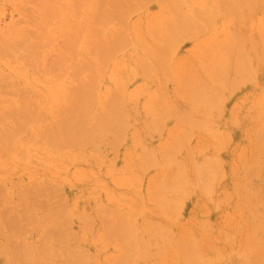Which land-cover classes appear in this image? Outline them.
Listing matches in <instances>:
<instances>
[{
  "label": "rangeland",
  "instance_id": "1",
  "mask_svg": "<svg viewBox=\"0 0 264 264\" xmlns=\"http://www.w3.org/2000/svg\"><path fill=\"white\" fill-rule=\"evenodd\" d=\"M92 1L94 4H90L89 6L90 17H88V19H83V16L81 17V15H79V20L78 18L73 20L72 17L69 20L72 26L74 25V28L78 24H82V26L86 27L88 23H90V32L92 36L94 35L89 45L92 56H87L88 54L85 50L88 46L79 44L77 48L75 45L72 50L77 52L75 53V58L73 56L72 58L69 56L66 58H71V60L67 62H73L72 65L76 70L73 71V68H70L68 71L65 70V77L63 78L64 80L62 79V84H53L51 79H47L50 74L37 73L32 66V61L29 60V56L24 53V48H19L16 52L8 53V56H0V113L2 111L6 112V110L8 111L9 109L12 111V109L21 105L19 103H23L26 100L27 102H31L27 104L25 101L27 108H31L29 109L32 113L30 117L34 120L31 121L32 123L30 122V124L27 123L28 126L20 130V132L22 130L25 132H21V134L17 132V134H19L12 144L6 141L7 144L1 139L2 134L13 130V128L16 129L18 126L16 120L21 123L24 119H16L14 123L12 118L10 119V117H8V119L5 117L10 112L7 114L5 113V116L4 112L1 113L6 121L3 120L0 124V142H3V144L0 143V149L3 145V149L0 150V196L2 197H0V264H22V262L25 263L27 261L30 263V258H32L33 264H70L71 261V264H118L120 253L124 252L125 257L127 256L126 258L129 260L132 259L133 264H195L194 260L198 263L199 260L200 262L202 260L199 264H253L250 258L253 253L252 247L260 240L262 235V224L264 222V179L263 175H261L258 170L261 166H264V39H262V33H264V4H240V6L236 4L239 6V8L236 9V12L238 11L236 13L234 11L236 5L232 6V4H226V6H228L227 9L225 4H222V8H218L220 5L218 2L221 0H167V3H163L162 0H148V4H145V0H123L124 3L121 0H103V2L101 0ZM98 1H100V5L101 2L104 5H101L102 8L99 6ZM116 1H118V3ZM139 1L143 5L139 3ZM108 2H110V4ZM128 2H130L132 6ZM226 2H231V0H226ZM117 4L121 9L115 7ZM145 5H147V8H145ZM171 7H173L172 9H175L178 14H175V11L171 12ZM233 7L235 8L233 9ZM111 8L114 10H111ZM102 9L104 10L102 11ZM122 9L128 12L124 14ZM220 9L228 10H226L227 17L224 13L226 11ZM230 9H232L233 12H230ZM34 11H36V8L31 2H27L26 4L22 3L20 0H0V32L10 34L15 33L14 31H20L21 29L30 30L28 32L31 37L32 30L34 29L32 26L35 25L34 22H36L35 19L37 18ZM100 12L101 15L102 12H106L107 16H105L104 13L103 16H105L107 21L103 19L104 17L100 15ZM2 13L3 15H1ZM79 13L86 14V8L83 7L81 11L79 10ZM96 13L98 16L100 15V17H102V21L100 20L102 24L99 22L100 26L99 24H93L91 27V23L95 21L93 18ZM109 13L110 17L113 15L114 18L117 17V14L120 16L123 15L124 23L121 22V24L117 22L121 19H118L119 17H117L118 20L115 18L116 20L112 22L108 19ZM238 13L240 16H237L239 15ZM235 14L236 16H234ZM175 15H180L179 17L182 18V24L179 23L180 21L176 22V20L180 18H175ZM26 18L27 20L29 18L28 21L26 20L27 22H25ZM97 19H99V17ZM19 20H21L20 22L22 24ZM28 22L33 25L30 26ZM75 22L78 24L76 25ZM186 25L188 27L191 26L187 31L184 29L188 28ZM181 26H184V28L182 29ZM94 30L96 34H94ZM173 30L176 31L174 32ZM230 31L234 36H231L232 33ZM230 37L233 39H230ZM234 37H239L236 39L237 43ZM166 38H169V40L166 41ZM99 40L103 43H100ZM231 41H233L232 45ZM66 42V36L59 37L56 41V48L52 47L47 50L43 58V63L45 65L47 63V67H57L56 62L59 60L58 58L60 56L58 57V53L55 51L59 46L62 48V44L65 46L64 44ZM235 45H238V50L235 49ZM97 46L98 48L102 46L104 48V50L101 49L102 51L99 50L102 56L100 58L97 52ZM222 46L223 50L220 49ZM231 47H233L235 51H231L233 50ZM105 50H107V52H105ZM103 51L105 52L103 53L104 56L102 54ZM228 51L231 53L229 55L232 56L233 54L232 57H234L235 54L240 56L241 61L240 58L228 60ZM161 53L165 54H162L164 56L163 58ZM245 53L246 55H244ZM259 54L263 56L259 57ZM53 55H57L56 59ZM103 57H105L106 60L105 58L101 60ZM186 57L191 60L189 61ZM66 58H63L64 61H66ZM73 58H77V60H73ZM48 59H51L50 62ZM98 59H100L99 62ZM245 59L247 61L249 60L250 66H248ZM231 60L234 62V65L231 64L233 68L234 66L236 67L235 62H237V60L240 62H237V68L233 69L231 66L226 67L228 61L232 63L230 62ZM100 61L101 64L104 63L102 66L99 64ZM162 61H164V63L166 62L165 64L167 65H164V63L161 64ZM60 62L61 59L59 60V66L61 64ZM87 62H91L94 66H92L93 69L95 68L94 72L88 71V80L91 83L88 89L90 90L94 87L95 92L97 86H99L95 93L90 91L93 100V104H91L93 108L90 107L92 109L90 124L97 132L100 131L101 134L99 133V137L94 139L91 138L89 140L90 142H85L83 138H80L78 140L76 139L74 144L69 145L68 142L64 143L65 141L63 142L61 137L57 135V133L60 132V128L57 129L60 123L57 122H59V118L61 117L59 113L60 107L62 110H67L66 108H70L71 106V101L61 102L58 107H54L53 101L46 100L45 97H47V92L54 88L56 91H63L64 89L73 90L72 88L77 89L79 85H77L78 83L74 80L75 77L70 78V74L77 72L76 66L81 67L82 63L86 64ZM146 63L149 67H146ZM157 63H159L162 68H160V66L157 68L154 65ZM31 66L32 68H29ZM92 67L91 70H93ZM227 68H231V70ZM237 69L239 75L235 73ZM147 70L151 72V75H147ZM233 70L234 73L231 72ZM230 72L232 73L231 75L237 74V77H235V75L232 77ZM44 77H46V79H44ZM217 77L219 83H216ZM226 77L227 79L229 78V81H232V87H236L238 91H236V89L234 91V88L232 89L229 86L231 83L225 81ZM198 86L199 88L201 86L204 87V90L201 89V91H199L202 92L201 94L203 95L197 91L196 87L198 88ZM76 89H74V91H76ZM205 89H208V93L205 92ZM20 90L22 92H19ZM77 90L79 91L80 87ZM194 90H196L197 93H195ZM26 91L32 92V94L27 92L29 96H27V99L25 96L24 99L23 93ZM188 91H190L192 96L193 93H195V97L197 95L198 98L194 97V100L191 95L193 99L190 98V96L186 97L188 94L186 96L185 94L189 93ZM111 92H113L112 94H115V96L118 94V97H121L118 98L116 96L115 98V96L111 95ZM231 92L232 94H229ZM20 95L23 96V98L21 96V100L19 99ZM110 95L113 97L110 98ZM124 96L125 98H123ZM184 96L186 99L188 98L189 102L190 99H192L193 102L197 100L196 102L198 103H195L197 107H195L193 103L191 104L192 100L190 103L188 100L186 101ZM202 96L204 97L201 98ZM118 99L120 100L118 101ZM109 101L110 103L113 102L114 106L116 105L115 110L112 104L113 107L109 105ZM202 102L203 104H201ZM106 104L111 107V110L106 109H110ZM161 105L164 114L159 112V110H161ZM35 106L37 109H35V111L37 112H34ZM117 106H119L118 109L120 110L117 109ZM155 106L157 107L155 108ZM173 106H179V108H172ZM221 106L223 111H221ZM156 109L158 112H156ZM177 109L179 112L182 110L181 112L185 115L180 113L182 116H179ZM185 109L188 111H185ZM39 110H45L44 117L40 119L37 118ZM112 110L116 112L120 111L118 114L115 112L118 120L121 117L120 121L117 120L118 127L116 125L117 122L114 123L113 121L112 124L105 120L107 115L111 114L110 111ZM216 110H218V112H216ZM172 112H175V117L171 115L173 114ZM160 115H163V117ZM8 116H10V114ZM103 116L106 117L104 118ZM176 117H179L181 120L179 118H177L179 120H175ZM187 117L190 121L186 120ZM163 118L164 120H162ZM43 119L46 121L43 122ZM99 122H106L108 126L102 123L101 125L105 126L103 127ZM98 124L100 127H97ZM121 126L122 130L119 129ZM52 127L55 129L52 130ZM109 129L112 130L110 131ZM101 130H103V132ZM33 132L34 134H32ZM221 132L227 139L217 138ZM43 133L46 134L44 135ZM112 133L113 135L116 134V137L118 136L119 138L117 137V139H115L116 137L111 135ZM124 133L126 134L124 135ZM177 133L179 134L178 136ZM102 135L103 139L101 138ZM179 136L181 137L180 140L184 137L185 144L183 140L179 142ZM51 137H54V141L56 139L55 137H57L56 142L58 146ZM225 140H227V143ZM37 141H41V143L39 142V144ZM178 142L180 146L175 145L178 144ZM48 144L50 146H48ZM81 144L83 145L82 147ZM173 145L175 148H173ZM7 146H9L8 148L10 149L6 150L5 148ZM62 146H64L65 149ZM251 146H253V148L255 147V149H252ZM90 147H92V149H90ZM259 147L261 148L260 151ZM75 148H78L76 149L77 152ZM179 148L181 149L179 150ZM218 148L220 150H218ZM144 150L146 157L155 158V160H151V162L154 161L152 169H150L151 167L148 168L147 164L145 165L143 162V160L147 159L142 157ZM172 150L177 151H173V154ZM8 151L9 154L7 153ZM258 151L262 153H259V155ZM81 152H83L84 155L81 154ZM248 152H250V154ZM152 153L154 154L152 155ZM165 153L169 154L171 157L175 155L176 157L173 156L174 158L172 157L170 161L176 160L180 165L177 162L179 166L173 162L170 164V156L168 157L167 154L166 156ZM248 155H250L251 158H249L250 156ZM93 158H95V160H93ZM148 160L150 161V158ZM146 161L147 160H145V162ZM166 161L171 166L168 167ZM163 162H165L167 166L163 165L165 164ZM129 163H132L134 168L132 164ZM155 163H158L157 166H155ZM195 163L197 165H195ZM246 163H248V167ZM186 164H188V167ZM205 167L211 168L209 169V174H207L208 168L206 169ZM141 169H144L143 173ZM195 169H200L201 171L199 172V170L197 171ZM161 171L163 172L161 173ZM194 171L196 172V177H194ZM217 171L223 173L217 176ZM170 173H176V178L182 176L185 177V180L188 179L186 180L187 184L181 188L182 192L180 189L182 186H177L174 182L172 183L173 185L171 184V181L175 178H173V174ZM199 173L201 175L202 173L206 174L203 175L204 178L206 177L205 179L203 178V181L200 180L199 176L201 175ZM158 174H160V176L156 178ZM167 174L171 175L173 180L168 178ZM88 175L92 179L89 178ZM162 175H165L164 177L166 180H164L165 182L167 181V185L164 182L165 185L161 183L163 180L160 179ZM152 176L155 179H152ZM211 176L216 179L212 180ZM192 178H196L194 181L197 183L194 182ZM156 179H160L158 180L159 183L156 182ZM208 179L209 181H206ZM217 179L221 181L218 183V181H216ZM153 180H155L157 184L161 183V186H164L161 187L159 185L160 189L162 188L164 190L167 186L166 188H170L172 193H167L170 189L167 190L165 194L161 193L160 191L162 189L160 190L158 188V190L156 188L158 186ZM211 180L213 182H211ZM199 181H202V184H200ZM149 182H151V184L153 183L152 185L154 186L152 187L154 189L148 184ZM204 182L206 185L208 184L207 182H211V185L208 184V186L204 184V188L206 186L205 189L207 192L206 198L205 195H203L205 194V192H203L205 189H202L203 191L201 190L202 193L200 191L203 187L200 185H203ZM216 182L217 184H215ZM78 184H81V186ZM212 184L214 186H212ZM170 185L172 187H170ZM210 187L215 188L211 189V191ZM51 188L53 191H50ZM172 188H175L177 192ZM46 190L47 192H45ZM155 190H158L160 192L159 194H163L164 196H162L164 198L166 197L164 201L161 195H157L161 196L160 198L154 196L158 194L157 191V193H155ZM173 191L178 194L176 195ZM38 192L41 193L39 194ZM55 192L56 195L54 194ZM153 193L155 194L153 195ZM168 194L169 196H167ZM37 195L39 196L37 197ZM152 195L153 199L150 198ZM116 197H118V199ZM250 199L252 201L255 199V203L256 199L258 201L254 204V201L251 202ZM242 200L244 201L241 202V204L240 201ZM249 200L250 203H247ZM170 201L172 202V206ZM34 202H36V204ZM252 203L256 206L254 207ZM138 204L141 205L139 208ZM237 204L241 207L239 205L237 206ZM34 205H38V208ZM24 207L29 208L27 210L26 208L24 209ZM248 207L251 208L247 210ZM239 208L241 209L240 211ZM24 210H26V213ZM112 210H116L120 215L117 213L119 215H117V217L116 213L114 215V211ZM111 211L112 213H110ZM240 212L242 216L239 215ZM24 214L25 217L22 216ZM121 215L127 216L124 218V216L121 217ZM9 216H12V218L10 217L11 221H9ZM89 216L92 217L88 218ZM81 217L86 218V220L83 222ZM116 217H121L122 220L124 219V223L121 224H125L124 226H126V229L128 227L129 231L125 233V235L128 234V238H125L122 232H120L121 234L117 233L119 232L118 230L123 231V229L119 228L121 219H117ZM101 218L105 219L104 222L107 221L108 218L111 220L113 219V222L109 219L108 221L111 222L107 223V221L106 224L103 223V219L101 220ZM237 218H240V220ZM3 219L10 224H6ZM237 220H239V222L241 221V223ZM90 221H92V224H90L91 226L88 224ZM116 222L119 224L118 227ZM248 222L251 224L250 229L248 227L250 224H247ZM135 223L137 224L136 226ZM5 224L11 227L9 226V229H7L8 227H5ZM239 224H241V226ZM49 225L51 226L49 227ZM57 225L59 227H56ZM123 225L120 226L122 227ZM132 226L135 232L132 231L131 233V230H133ZM13 227L15 228L13 229ZM184 227L186 228L184 229ZM244 227L246 229H244ZM116 228L119 229H117L116 233L118 235L115 237V235L111 234L115 233ZM126 229H124L123 232H126ZM150 229H152V231ZM190 229H192L193 232L195 231V235H193V233L189 235V232H192ZM12 230H14L15 233L18 232L17 234L21 232V235L13 234L14 231ZM55 230H58L59 234L65 233L66 237L53 234L57 233ZM62 230H67L68 232ZM61 231L63 233H61ZM241 231H244L246 234L250 231V233L246 235L243 232L242 234ZM50 232H52L53 235ZM133 232L136 234H133ZM152 232L157 234H153ZM196 232L201 236L197 235ZM9 234L14 238H10L13 242H9L10 239L6 237H9ZM47 234H50L49 236L55 235L56 238L50 237L51 240L49 241V239H46L48 237ZM3 236H5V238H3ZM130 236L134 238L131 239ZM243 236L246 237L244 239L247 240V242H244V239L243 241L240 239ZM247 236L250 237L248 238ZM191 237L198 238V242ZM179 238H181V241L178 242ZM54 239L57 241L55 242ZM169 239L172 241H169ZM7 240L8 242H6ZM45 240H48L49 243L48 241L45 242ZM58 240L60 242H58ZM142 240L143 242H140ZM167 240L168 244L166 242ZM123 241H126V245ZM186 241H194L198 245L195 251L196 254H193L194 256L197 255V257L195 256L196 259H194V257L193 259L189 257L190 262L187 261L188 257L180 255L182 250H179L181 247L178 248V246L185 245ZM249 241L250 243L252 241V243L250 244ZM134 242L137 244L136 246L133 245ZM153 242H156V244L154 243L156 246H154ZM209 242H212V245L208 250L209 245L206 249L207 253H204V248L210 244ZM240 242H243L244 246L242 244L240 245ZM21 244L24 245H22V247L19 246L21 248L18 250L17 245ZM120 244H124L123 246L125 247L131 245V247L128 249L126 248V251L122 246V249H120ZM147 245H150L149 247L151 248H145V254L143 247H147ZM169 245H171V248ZM73 246H75L74 249ZM11 247L17 248V251H19L17 252L18 256L14 253V251L16 252V248L14 249ZM25 247H29L27 249H31V252H29L30 250L28 252L26 250L24 254L23 250ZM76 247L79 250H77ZM46 250H48V252ZM49 250L51 251L50 254H48ZM56 250H58V254ZM207 250L213 253L212 257L211 253H208ZM20 251H22L24 256H30L29 258L23 256L27 261H25L26 259L22 261V258H19L18 261V257L22 255ZM45 251L46 255H50L49 258L51 261L49 262L47 260L49 259L47 258L48 255L44 257L45 254L43 253ZM86 251L88 255L86 257H92L91 260L89 258L87 261L85 257ZM133 251L137 258L132 256ZM162 251L164 252L162 253ZM54 252L57 255H55ZM75 252L76 255L79 253V256L76 257L80 261L82 260L81 262L78 261L77 263L75 258H73ZM182 253L184 254V252ZM218 254L221 258L217 257L219 256ZM58 256H60V258L63 256L64 258L62 257V259L64 261L67 259L68 263L67 261L64 262ZM66 256L68 258H66ZM128 256L133 258H129ZM208 256L211 257V259H208ZM125 259L124 261L126 262ZM69 260L71 261L69 262ZM84 260H86V263L83 262ZM129 260H127L128 263L126 262V264L130 263ZM121 261L122 259H120V262ZM124 261H122L123 264L125 263Z\"/></svg>",
  "mask_w": 264,
  "mask_h": 264
},
{
  "label": "bare ground",
  "instance_id": "2",
  "mask_svg": "<svg viewBox=\"0 0 264 264\" xmlns=\"http://www.w3.org/2000/svg\"><path fill=\"white\" fill-rule=\"evenodd\" d=\"M22 3H26L27 4V2H31V4H33L34 6H35V8H36V11H34V13L36 14V16H37V18L35 19V21L36 22H34L35 23V25H33V24H30V22H28L29 24H30V26H32V27H34V29L32 30V35H31V37H30V34H29V32L28 31H30V30H20V31H14L15 33H10V34H4V33H2V32H0V56L1 57H4V56H6L8 53H11V52H16L17 50H19V48H24V53L25 54H27L28 56H29V60L30 61H32V66H33V68H34V70H36V72L37 73H39V74H41V73H47V74H50V75H48V77H47V79H51L52 80V83L54 84L55 83V85H57V84H62V79L65 77V72L66 71H68V70H70V68H73V71L74 70H76V69H74L75 67H73V65H72V63H69V62H67V61H70L71 60V58H72V56L75 58V53H77V52H74V51H72L73 50V47L76 45H79V44H81V45H85V46H88V48L85 50L86 51V53L88 54L87 56L88 57H90V56H92V54L90 53V48H89V45H90V41H91V39H92V37L94 36H92V34H91V28H90V23H88V25L86 26V27H84V26H82V24L81 25H79L77 22H75L76 23V27L74 28V25L72 26V24L69 22V20L71 19V17L73 18V20H76L77 18H78V20H79V15H81V17L83 18V19H88V17H90V9H89V6H90V4H94L93 3V1L92 0H20ZM102 2H103V0H101ZM114 1V0H113ZM121 1H123V0H121ZM141 1V0H140ZM139 1V3H141ZM146 2H145V4L147 3V1L148 0H145ZM150 1H152V0H150ZM154 1V0H153ZM176 1V0H175ZM178 1V0H177ZM209 1V0H208ZM99 2V6H104L103 4H102V2H101V5H100V1H98ZM117 3H118V1H116ZM120 2V1H119ZM144 2V1H143ZM162 2L164 3V2H166L167 3V0L165 1H163L162 0ZM109 4H110V2H108ZM121 3V2H120ZM123 3H124V1H123ZM128 3H130V2H128ZM149 3V2H148ZM147 3V4H148ZM151 3V2H150ZM177 3V2H176ZM220 5L218 6V8L219 7H221V5L222 4H225V6H226V4H232V6L233 5H236V4H238L239 6H240V4H264V0H231V2H226V0H221V1H219L218 2ZM96 4V3H95ZM98 4V3H97ZM142 4V3H141ZM180 4V3H179ZM210 4V3H209ZM127 5V4H126ZM130 5H131V3H130ZM140 5V4H139ZM143 5V4H142ZM238 5H236V8L235 7H233V9H234V11L236 12V9L237 8H239V6ZM102 6H101V8H102ZM132 6V5H131ZM146 7L145 8H147V5H145ZM231 6V5H230ZM83 7H85L86 8V14H80L79 13V10L81 11V9H83ZM98 7V6H97ZM115 7H117V9L119 8V9H121L119 6H118V4L117 5H115ZM115 7H113V8H115ZM127 7V6H126ZM22 8V7H21ZM173 7H171V9H172ZM222 8V7H221ZM223 8H224V5H223ZM226 8L228 9V6H226ZM20 9V8H19ZM170 9V10H171ZM227 9H220V10H227ZM98 10V9H97ZM104 9H102V11H103ZM111 10H114V9H112L111 8ZM123 11L122 12H124V14L125 13H127L128 11H126V10H124V9H122ZM169 10V11H170ZM99 11H100V9H99ZM174 12L175 11V9H172L171 10V12ZM228 11V10H227ZM227 11L226 12H224L225 13V15L227 14ZM232 11V9H230V12ZM207 12H208V10H207ZM233 12V11H232ZM238 12V11H237ZM236 12V13H237ZM242 12V11H241ZM23 13V12H22ZM103 13L104 12H102V15H101V12H100V15L101 16H103ZM118 13H120V12H118ZM105 14V16H107L106 15V12L104 13ZM117 14V13H116ZM123 14V13H122ZM175 14H178V13H176V11H175ZM239 14V13H238ZM1 15H3V13L1 14ZM93 15H95V14H93ZM100 15L98 16L97 15V13H96V15L94 16V18L93 19H95V21H94V23H91V27H92V25L93 24H99V26H100V20L102 21V17H100ZM173 15H174V13H173ZM23 16V15H22ZM97 16V17H96ZM105 16H103L104 18V20H106V18H105ZM109 17H108V19H110L112 22H113V20H116L117 19V17H119L118 19H120L119 21H117V22H119V23H124V18H123V15H118L117 14V17H115L114 18V16L112 15L111 17H110V13H109V15H108ZM176 16V15H175ZM180 16V15H179ZM179 16H176L175 18H180ZM234 16H236V14L234 15ZM237 16H240V14L239 15H237ZM31 17V16H30ZM99 17V19H97ZM113 17V18H112ZM128 17V16H127ZM226 17H227V15H226ZM32 18V17H31ZM112 18V19H111ZM175 18H174V20H175ZM33 19V18H32ZM117 19V20H118ZM123 19V20H122ZM181 19L182 18H180V19H177L176 20V22H179V23H181L182 24V22H181ZM27 20V18L25 19V22H27L28 20H29V18H28V20ZM98 20V21H97ZM122 20V21H121ZM21 20H19V22H20ZM107 21V20H106ZM19 22H18V24H19ZM31 22H33V21H31ZM96 22V23H95ZM98 22V23H97ZM100 22V23H99ZM126 22V21H125ZM21 23V22H20ZM121 23V24H122ZM166 23H168V22H166ZM22 24V23H21ZM28 24V25H29ZM102 24V23H101ZM181 24H179V25H181ZM236 24V23H235ZM26 25V24H25ZM179 25H177V26H179ZM175 26V25H174ZM174 26H172V27H174ZM233 26H234V24H233ZM236 26H237V24H236ZM103 27H104V25H103ZM182 27V26H181ZM186 27H188L187 25H186ZM189 27H191V26H189ZM184 28V26L182 27V29L184 28V29H186V31L188 30V29H190V28ZM13 28V27H12ZM11 28V29H12ZM27 28V27H26ZM97 28V27H96ZM10 29V30H11ZM13 29H15V28H13ZM94 29V28H93ZM104 29H105V27H104ZM179 29H181V28H179ZM100 30V29H99ZM27 31V32H26ZM174 32L176 31V30H173ZM183 31H185V30H183ZM237 31H239V30H237ZM94 34H96V31L94 30ZM104 32V31H103ZM231 32V31H230ZM8 33V32H7ZM98 33H99V31H98ZM232 33V32H231ZM233 35V33L231 34V36ZM63 36H66V39H67V42L64 44L65 46H63V44H62V48L59 46V48H57V50L55 51V52H57L58 53V59L60 60L61 59V64H60V66H59V60H57V62H56V66L57 67H52V68H49V66L47 67L46 65H47V63H46V65L43 63V58H44V56H45V54H46V52H47V50L48 49H51L52 47H54V48H56V41L59 39V37H63ZM101 36V35H100ZM100 36H98V37H100ZM234 36V35H233ZM146 37V36H145ZM143 38H144V35H143ZM235 38V42L237 43V41H236V39L237 38H239V37H234ZM99 39V38H98ZM145 39V38H144ZM146 39H147V37H146ZM167 39V38H166ZM230 39H233V38H231L230 37ZM262 39H264V33H262ZM101 40V39H100ZM99 40V42L101 43L102 41H100ZM169 40V38L166 40V41H168ZM185 40V39H184ZM223 40H225V39H223ZM230 41V40H229ZM254 41V40H253ZM64 42V41H63ZM98 42V43H99ZM221 42V41H220ZM228 42V41H227ZM103 43V42H102ZM181 43V42H180ZM241 43H242V41H241ZM59 44V43H58ZM233 44V41H231V45ZM92 45V44H91ZM180 45V44H179ZM104 46H105V43H104ZM236 46V45H235ZM238 46V45H237ZM237 46L235 47V49H237ZM178 47V46H177ZM177 47H176V49H177ZM225 47V46H224ZM258 47V46H257ZM77 48H78V46H77ZM223 48V46L220 48L221 50H223L222 49ZM228 48V47H227ZM232 49H233V47H231ZM254 48V47H253ZM96 49V48H95ZM104 50V48H103V46L102 47H99L98 48V46H97V52H98V55H100V53H99V50ZM225 49H226V47H225ZM229 49V48H228ZM227 49V50H228ZM264 49V48H263ZM101 50V51H102ZM220 50V51H221ZM238 50V49H237ZM236 50V51H237ZM84 51V52H85ZM231 51H235L234 49L233 50H231ZM52 52V51H51ZM73 52H74V54H73ZM105 52H107V50H105ZM104 51L102 52V54L103 53H105ZM219 52V51H218ZM163 53H161V56H162V58L164 57L163 55H165V54H163ZM229 54H231L229 51H228V57H227V59L229 60V59H237V58H240V56H237L236 54H235V56H236V58H235V56L234 57H232L233 56V54H232V56L231 55H229ZM9 55V54H8ZM7 55V56H8ZM244 55H246V53L244 54ZM54 57H55V59H56V56L57 55H53ZM53 56H51V57H53ZM71 57L70 59L69 58H66V57ZM103 56H104V54H103ZM229 56H230V58H229ZM259 57H262L263 55L262 54H259L258 55ZM100 57H102L101 55L99 56V58ZM232 57V58H231ZM50 58V57H49ZM63 58H66V61H64V59ZM73 58V60H77V58L76 59H74ZM104 58L105 57H103L101 60H104ZM161 58V59H162ZM186 58H188V57H186ZM185 58V59H186ZM245 58H247V57H245ZM248 58H249V56H248ZM189 59V58H188ZM50 60L51 59H48V61L50 62ZM99 60L100 59H98V62H99ZM105 60H106V58H105ZM151 60V59H150ZM191 59H189V61H190ZM242 60H243V58H242ZM246 60V59H245ZM240 61H241V58H240ZM247 61V60H246ZM249 61V60H248ZM247 61V63H248V66H250L249 65V62ZM77 62V61H76ZM103 62V61H102ZM105 62V61H104ZM141 62H143V61H141ZM158 62H159V60H158ZM181 62H183V61H181ZM230 62H232V60L230 61ZM237 62L238 63H240L238 60H237ZM237 62H235V64H236V67L234 66V68H233V66L232 65H234L233 63L234 62H232V63H229V61H228V65H227V63H226V67H232L233 69H235V68H237L238 66H237ZM90 63V64H89ZM87 62L86 64H83L82 63V65H81V67H77L76 66V68H77V72H75L74 74H70L71 75V77L70 78H73V77H75L74 78V80L78 83L77 85H79V87H80V90L78 91L77 89L79 88H72L73 90H63V91H60V90H54V89H52V90H50V91H48L47 92V97H45L46 98V100L48 99L49 101H53V105H54V107H58V105H60V103L61 102H64V101H66V102H68V100L69 101H71V106H70V108H66L67 110H62V108L60 107V115H61V117L59 118V122H57V123H60L59 124V127H57V129L58 128H60V132L59 133H57V135H59L60 137H61V139L63 140V142L64 143H67L68 142V144L70 145V144H74V141L77 139H80V138H83L84 139V141L85 142H87V141H89L91 138L92 139H94V138H96V137H99L100 136V131L99 132H97L92 126H91V124H90V116H91V112H92V109L91 108H93V107H91V104H93V100H92V95H91V92L90 91H93V93H95L96 91H97V89H98V87L99 86H97V89H96V91L94 92V87L92 88V89H88L89 88V84H91L90 83V81L88 80V71H92V72H94V69H93V65L91 64V62ZM160 63V62H159ZM159 63H157V64H154L157 68L160 66V68H162V66L159 64ZM162 63H164V61H162L161 62V64ZM166 63V62H165ZM164 63V65H167V64H165ZM224 63V62H223ZM87 64H89L90 65V67H89V65H87ZM99 64H101V61H100V63ZM102 64H104V63H102ZM102 64H101V66H102ZM153 64V63H152ZM216 64V63H215ZM230 64V65H229ZM232 64V65H231ZM141 65V64H140ZM146 65H147V63H146ZM145 65V66H146ZM240 65V64H239ZM32 66L31 67H29V68H32ZM79 66V65H78ZM93 66V67H92ZM104 66V65H103ZM26 67V66H25ZM91 67H92V69L93 70H91ZM143 67V66H142ZM146 67H149V65H147ZM166 67V66H165ZM164 68V67H163ZM98 69V68H97ZM227 69H229V70H231V68H227ZM227 69H225V70H227ZM33 70V71H34ZM66 70V71H65ZM144 70V69H143ZM218 71V70H217ZM238 69L235 71V73H237L238 74ZM146 72H148V70L146 71ZM220 72V71H219ZM232 73H234V70L233 71H231ZM230 72V75L232 74ZM151 72H148V74L147 75H149ZM218 73V72H217ZM63 74V75H62ZM67 74V73H66ZM120 74V73H119ZM222 74V73H221ZM224 74V73H223ZM236 74V75H237ZM38 75V74H37ZM72 75H74V76H72ZM122 75V74H121ZM151 75V74H150ZM233 75H235V74H233ZM233 75H231L232 77H233ZM235 75V77H237ZM239 75V74H238ZM40 77H42V76H40ZM39 77V78H40ZM225 77V76H224ZM229 77V76H228ZM120 78L122 79V77L120 76ZM240 78V77H239ZM40 79H42V78H40ZM44 79H46V77H44ZM78 79V80H77ZM226 80V82L227 83H231L232 81H229V78L227 79V77L225 78ZM64 80V79H63ZM219 80H218V77H217V81H216V83H219L218 82ZM221 81V80H220ZM243 81V80H242ZM225 82V83H226ZM223 84V83H222ZM98 85V84H97ZM198 85V84H197ZM94 86V85H93ZM96 86V85H95ZM196 86V85H195ZM200 86V85H199ZM199 86H198V88L196 87V89H197V91L199 92V91H201V89H203L204 87H200L199 88ZM221 86V85H220ZM225 86H227V85H225ZM234 91H235V89H236V91H238L237 90V88L236 87H232V83H231V85H229ZM206 87V86H205ZM195 88V87H194ZM70 89V88H69ZM74 89H76V91H74ZM200 89V90H199ZM204 90V89H203ZM202 90V91H203ZM206 91L205 92H207L208 93V89H205ZM232 90V91H233ZM117 91V90H116ZM119 91V90H118ZM195 91V93H197L196 92V90H194ZM19 92H22L21 90L19 91ZM27 92L28 91H26V92H24L23 93V96H24V99H25V96H26V99H27V96H29L28 94H27ZM189 93H190V91H188ZM29 94H32V92L30 93V92H28ZM113 92H111V95H113V96H115V94H112ZM186 93L185 94V96L186 97H188V96H192V94L190 93ZM195 93H193V98L195 97ZM200 94L202 93V92H199ZM198 93V94H199ZM199 94V95H200ZM229 94H232V92L231 93H229ZM44 95V94H43ZM110 95V98L111 97H113V96H111ZM159 95V94H158ZM165 95V94H164ZM201 95H203V94H201ZM200 95V96H201ZM206 95V94H205ZM21 96L22 95H20V97H19V99L21 100ZM23 96H22V98H23ZM117 97L119 96L118 94L116 95ZM116 96H115V98H116ZM184 96V97H185ZM190 96V98H192ZM199 96V97H200ZM35 97V96H34ZM94 97V96H93ZM121 97V96H120ZM120 97H118V98H120ZM186 97H185V99H186ZM204 96H202L201 98H203ZM248 97H250V96H248ZM31 98H32V95H31ZM96 98V97H95ZM123 98H125V96L123 97ZM189 98V99H190ZM192 98V99H193ZM195 98H198L197 97V95H196V97ZM195 98H194V100H195ZM201 98H199V99H201ZM112 99H114V98H112ZM112 99H109V100H112ZM192 99H190V102H191V100ZM28 100H30V99H28ZM108 100V99H107ZM115 100V99H114ZM117 100V99H116ZM120 99H118V101H119ZM188 100V98L186 99V101ZM24 101V100H23ZM26 101V100H25ZM24 101V102H25ZM31 101V100H30ZM197 101V100H196ZM193 102V100H192V102H191V104L193 103L194 105H195V103L197 104L198 102ZM23 102V103H24ZM27 102V101H26ZM26 102L23 104V103H19V104H21V105H19L17 108H15V109H12V111H10V109L7 111L6 110V112L5 111H2V112H4V116H5V113L7 114L8 112H10V113H8V115L10 114V116H5V117H10V119L12 118V120L14 121V123H15V120L16 119H24V121L23 122H21L20 123V121L18 122V120H16L17 121V123H18V126L16 127V129H14L13 128V130H10V131H8V132H6V133H3L2 134V140H3V142L5 141H7L9 144L11 143H13L14 141H15V138L17 137V135L20 133L21 134V132H25V131H21L20 132V130L21 129H23L24 127H27L28 126V124L27 123H29L30 124V122L31 121H34L30 116H31V112L29 111V109H31L30 107L29 108H27V104H29V103H31V102H27V104H26ZM188 102H189V100H188ZM189 102V103H190ZM211 102V101H210ZM17 103V102H16ZM108 103V102H107ZM109 103H110V101H109ZM115 103V102H114ZM205 103V102H204ZM57 106H56V105ZM113 105V102L112 103H110L109 105ZM125 104V103H124ZM157 104V103H156ZM201 104H203V102L201 103ZM210 104H215V103H210ZM109 105H107L106 104V106L107 107H109L110 109H108V108H106L107 110H111V107H113L112 105H111V107L109 106ZM122 106H124L123 104H121ZM120 105V106H121ZM29 106V105H28ZM62 106V105H61ZM103 106H105V105H103ZM171 106V105H170ZM180 106V105H179ZM179 106L178 107H176V106H173L172 108H174V107H176V108H179ZM184 106V105H183ZM63 107V106H62ZM91 107V108H90ZM118 107L119 106H117V109H118ZM157 106H155V108H156ZM195 107H197L196 105H195ZM208 107H210V106H208ZM213 107V106H212ZM220 107V106H219ZM115 108H116V105L114 106V110H115ZM124 108V107H123ZM126 108V107H125ZM185 108V107H184ZM35 109H36V106H35V108H34V112H37V111H35ZM47 109V108H46ZM113 109V108H112ZM217 109V108H216ZM219 109V108H218ZM221 109H222V106H221ZM220 109V110H221ZM37 110V109H36ZM114 110H112V111H110L111 112V114H108L107 115V118H105L104 116V118H105V120L108 122H110V123H112L113 121H114V123L115 122H117V116H116V113L118 114L119 112H116V111H114ZM118 110H120V109H118ZM117 110V111H118ZM123 110V109H122ZM167 110V109H166ZM173 110V109H172ZM175 110V109H174ZM178 110V109H177ZM187 109H185V111H186ZM215 110V109H214ZM219 110V111H220ZM113 111H114V113H113ZM182 110H180V112H179V110H178V112L177 113H179V116L181 115L180 113H183V112H181ZM188 111V110H187ZM191 111V110H190ZM221 111H223V109L221 110ZM221 111H220V113H221ZM1 112V113H2ZM121 112H123V111H121ZM156 112H158L157 111V109H156ZM159 112L161 113L162 112V105H161V110H159ZM171 112V111H170ZM216 112H218V110H216ZM1 113H0V120H1V117H2V120L0 121V124L3 122V120L4 121H6V119L3 117V114L1 115ZM105 113H107V112H105ZM173 113V112H172ZM177 113H176V115H177ZM44 114H45V110H39L38 111V114H37V118L38 119H40V118H43L44 117ZM161 114H164L163 112L161 113ZM57 115V114H56ZM59 115V116H60ZM120 115V114H119ZM122 115V114H121ZM171 115H175V112L173 113V114H171ZM183 115H185L184 113H183ZM160 116H162L163 117V115H160ZM159 116V117H160ZM182 116V115H181ZM187 116V115H186ZM58 117V116H57ZM175 117V116H174ZM4 118V119H3ZM98 118V117H97ZM101 118V117H100ZM116 118V119H115ZM177 118H179V117H176L175 118V120L177 119ZM205 118V117H204ZM9 119V118H8ZM48 119V118H47ZM120 119H121V117H120ZM120 119L118 120V121H120ZM180 119V118H179ZM179 119H177V120H179ZM189 118L187 117V121H190V119L188 120ZM44 120V119H43ZM42 120V121H43ZM95 120H99V119H95ZM116 120V121H115ZM162 120H164V118L162 119ZM181 120V119H180ZM46 120H44L43 122H45ZM103 121H104V119H103ZM122 121V120H121ZM157 121V120H156ZM36 122V121H35ZM43 122H41V123H43ZM123 122V121H122ZM158 122H159V120H158ZM162 122V121H161ZM179 122V121H178ZM183 122V121H182ZM32 123V122H31ZM100 123V125L102 124V123H104L105 125H106V122H99ZM120 123V122H119ZM44 124V123H43ZM108 124V123H107ZM113 124V123H112ZM111 124V125H112ZM118 124V122L116 123V125ZM100 125L98 124V126L97 127H100ZM115 125V124H114ZM121 125V124H120ZM15 126H16V124H15ZM56 126H58V125H56ZM96 126V125H95ZM101 126H103V125H101ZM106 126H108V125H106ZM103 127H105V126H103ZM113 127V126H112ZM116 127V126H115ZM117 127H118V125H117ZM122 128V126L119 128V129H121ZM126 128V127H125ZM127 128H128V126H127ZM256 128V127H255ZM5 129V128H4ZM53 129H55L54 127H52V130ZM56 129V130H57ZM97 129V128H96ZM124 129V128H123ZM27 130V129H26ZM110 130V129H109ZM112 130V129H111ZM110 130V131H111ZM122 130V129H121ZM102 132H103V130H101ZM17 132H19L18 134H17ZM28 132V131H27ZM50 132V131H49ZM114 132V131H113ZM176 132H177V130H176ZM216 132H218V131H216ZM215 132V133H216ZM29 133V132H28ZM51 133V132H50ZM49 133V134H50ZM100 133V134H99ZM104 133H106V132H104ZM116 133V132H115ZM219 133V132H218ZM32 134H34V132L32 133ZM44 134V133H43ZM46 134V133H45ZM44 134V135H45ZM126 133H124V135H125ZM222 134V135H221ZM221 134H219L218 135V137L217 138H225L224 137V135H223V133L221 132ZM27 135V134H26ZM30 135V134H29ZM111 135H113V133L111 134ZM117 135H119V134H117ZM179 134L177 133V136H178ZM225 135H227V134H225ZM28 136V135H27ZM113 136H115L116 137V134L115 135H113ZM182 136V135H181ZM221 136H223V137H221ZM229 136V135H228ZM118 137V136H117ZM117 137L115 138V139H117ZM216 137V136H215ZM54 138V137H53ZM52 137H51V139H53ZM56 139H57V137H55ZM102 139H103V135H102V137H101ZM119 138V137H118ZM179 138V142H181V140H183L184 141V137H182V139L180 140V136L178 137ZM229 138V137H228ZM47 139V138H46ZM56 139H55V141H54V139H53V141L57 144V142H56ZM138 139V138H137ZM225 139H227V138H225ZM230 139V138H229ZM96 140V139H95ZM178 140V139H177ZM216 140V139H215ZM97 141V140H96ZM107 141V140H106ZM140 141V140H139ZM176 141V140H175ZM226 141V143H227V140H225ZM229 141V140H228ZM231 141V140H230ZM3 142H0V143H2L3 144ZM6 142V143H7ZM38 142V141H37ZM40 143H41V141H39ZM38 142V143H39ZM47 143H49L48 141H46ZM84 142V143H85ZM90 142V141H89ZM100 142V141H99ZM112 142V141H111ZM179 142H178V144H175L176 146H178L179 145ZM7 143V144H8ZM37 143V144H38ZM39 143V144H40ZM64 143H62V144H64ZM113 143H115V142H113ZM119 143H120V141H119ZM184 144H185V141L183 142ZM230 143V142H229ZM45 144V143H44ZM43 144V145H44ZM173 144V143H172ZM86 145H87V143H86ZM90 145H92V144H90ZM120 145V144H119ZM3 146V145H2ZM1 146V149L0 150H2L3 149V147ZM12 146V145H11ZM48 146H50L49 144H48ZM53 146V145H52ZM57 146H58V144H57ZM83 145L81 144V147H82ZM112 146V145H111ZM115 146H118V145H115ZM180 146V145H179ZM185 146V145H184ZM249 146V145H248ZM264 146V145H263ZM9 146H7L5 149L7 150V149H10V148H8ZM53 147H55V146H53ZM61 147V146H60ZM59 147V148H60ZM63 148H64V146H62ZM144 147V146H143ZM252 147V149H255V147L253 148V146H251ZM57 148V147H56ZM111 148H113V147H111ZM173 148H175L174 147V145H173ZM172 148V149H173ZM4 149V150H5ZM41 149H42V147H41ZM62 149V148H61ZM65 149V148H64ZM71 149V148H70ZM76 149H78V148H75V150ZM90 149H92V147H90ZM169 149V148H168ZM167 149V150H168ZM181 148H179V150H180ZM238 149V148H237ZM248 149V148H247ZM251 149V148H250ZM12 150V149H11ZM11 150H10V152H11ZM170 150V149H169ZM218 150H220L219 148H218ZM261 150V148L259 147V151ZM24 151V150H23ZM81 151H82V149H81ZM176 152L177 150H172V152ZM244 151V150H243ZM252 151V150H251ZM250 151V152H251ZM257 151V150H256ZM258 151V154L260 153H262V152H259ZM73 152H75V151H73ZM76 152H77V150H76ZM149 152H150V150H149ZM174 152H173V154H174ZM250 152H248L249 154H250ZM252 152H254V151H252ZM251 152V153H252ZM8 154H9V151L7 152ZM169 153H170V151H169ZM11 154V153H10ZM38 154V153H37ZM81 154H83L84 155V153L83 152H81ZM154 153H152V155H153ZM167 153H165V155H166ZM172 154V155H173ZM253 154V153H252ZM251 154V155H252ZM258 154H257V156H258ZM259 154V155H260ZM46 155V154H45ZM126 155H127V153H126ZM164 155V154H163ZM162 155V156H163ZM168 155V157L170 156L169 154H167ZM166 155V156H167ZM174 157H176L175 155H173ZM172 156V157H173ZM236 156V155H235ZM248 156H250V155H248ZM247 156V157H248ZM253 156V155H252ZM87 157V156H86ZM142 157H144V158H147V159H145V160H147L146 162H145V160H143V162L145 163V165L147 164V166H148V168H150V169H152L153 167H152V165H154L153 163H154V161L153 162H151V160H155V158H151V157H146L145 156V150H144V154L142 155ZM172 157L170 156V158H169V163L171 164L172 162L173 163H178V161H170V160H172ZM173 157V158H174ZM143 158V159H144ZM150 158V161L148 160ZM163 158V157H162ZM237 158V157H236ZM249 158H251V156L249 157ZM249 158H248V161H249ZM45 159V158H44ZM78 159V158H77ZM92 159V158H91ZM168 159V158H167ZM188 159V158H187ZM93 160H95V158H93ZM252 160V159H251ZM49 161V160H48ZM51 161V160H50ZM65 161V160H64ZM253 161V160H252ZM259 161H260V159H259ZM70 162H71V160H70ZM95 162V161H94ZM150 162V163H149ZM167 162V161H166ZM62 163L64 164V162L62 161ZM135 163V162H134ZM149 163V164H148ZM163 163H165V162H163ZM169 163L167 162V164H168V167L169 166H171V165H169ZM176 163V165L177 166H179L178 164ZM71 164V163H70ZM129 164H132V163H129ZM158 164V163H157ZM157 164L155 163V166H157ZM238 164V163H237ZM248 163H246V166L248 167V165H247ZM250 164V163H249ZM67 165V164H66ZM135 165H137V164H135ZM163 165H165V166H167L166 165V163L165 164H163ZM175 165V166H176ZM188 164H186V166H187ZM195 165H197L196 163H195ZM251 165V164H250ZM249 165V166H250ZM7 166V165H6ZM131 166V165H130ZM132 166H133V164H132ZM159 166V165H158ZM57 167V166H56ZM136 167V166H135ZM162 167H164V166H162ZM188 167V166H187ZM198 167V166H197ZM202 167V166H201ZM210 167V166H209ZM239 167H240V165H239ZM114 168V167H113ZM133 168H134V166H133ZM145 168V167H144ZM155 168V167H154ZM190 168V167H189ZM196 168V167H195ZM199 168H200V165H199ZM202 168H204V167H202ZM206 169L208 168V167H205ZM178 169V168H177ZM184 169V168H183ZM201 169V168H200ZM200 169H195V170H199V172L201 171ZM209 169H211V168H208V171H207V174H209L208 172H210V170ZM241 169V168H240ZM251 169H252V167H251ZM250 169V170H251ZM258 169V168H257ZM62 170V169H61ZM142 170V171H141ZM140 171L143 173V170L144 169H141ZM149 170V169H148ZM148 170H147V172H148ZM179 170V169H178ZM260 172V174L261 175H263V179H264V166H261L259 169H258ZM50 171V170H49ZM53 171H55V170H53ZM204 171V170H203ZM215 171H216V169H215ZM219 171H221V170H219ZM219 171H217L216 173V175L218 176V175H221L220 173H223V172H219ZM163 171H161V173H162ZM179 172H180V170H179ZM190 172V171H189ZM193 172V171H192ZM195 172V171H194ZM218 172H219V174H218ZM61 173V172H60ZM63 173V172H62ZM67 173V172H66ZM82 173V172H81ZM160 173V172H159ZM191 173V172H190ZM170 174H173V173H170ZM176 174V173H175ZM175 174H173V178H175L174 180L171 178V175H169V174H167L168 175V178H171V180H173V181H171L170 179V181H171V184L174 182L177 186H182V187H180V189L181 188H183V186H185L186 184H187V181L186 180H188V179H184L185 177H182V176H180V177H175L176 175ZM193 174H195V176L194 177H196V172L195 173H193ZM193 174H191V175H193ZM200 174V173H199ZM198 174V175H199ZM211 174V173H210ZM215 174V173H214ZM214 174H212V175H214ZM60 175V174H59ZM154 175H156V174H154ZM153 175V176H154ZM166 175V174H165ZM164 175V176H165ZM197 175V176H198ZM201 175V174H200ZM203 175H206L205 173L203 174L202 173V175L201 176H199L200 177V180H204L205 178H204V176ZM44 176V175H43ZM56 176V175H55ZM89 176V175H88ZM153 176L151 177L152 179H155V178H153ZM158 176H160V174H158L157 176H156V178L158 177ZM163 175L161 176L162 178H160L162 181H161V183H165L166 185H167V181L165 182V177H164ZM170 176V177H169ZM186 176V175H185ZM45 177V176H44ZM164 177V178H163ZM191 177V176H190ZM189 177V178H190ZM193 177V178H194ZM89 178H91L90 176H89ZM159 178V177H158ZM192 178V179H193ZM198 178V177H197ZM204 178V179H203ZM211 178H212V180L214 179V177H212L211 176ZM218 178V177H217ZM221 178H224V177H221ZM220 178V179H221ZM92 179V178H91ZM160 179H156L157 181L156 182H158L159 183V181L158 180H160ZM165 179V180H164ZM196 179V178H195ZM195 179H193V181L195 180ZM216 179V178H215ZM214 179V180H215ZM93 180H95V179H93ZM148 180H149V178H148ZM211 180V182H213ZM73 181V180H72ZM152 181V180H151ZM154 182H155V180H153ZM169 181V182H170ZM192 181V182H193ZM201 181V182H202ZM206 181H209V179L208 180H206ZM216 181H218V183L221 181H219L218 179L216 180ZM46 182V181H45ZM155 182V183H156ZM194 182H196V181H194ZM200 182V181H199ZM199 182H198V184H199ZM200 182V184H202ZM211 182L209 183V182H207L209 185H211ZM161 183L160 184H157V186L158 187H156L157 189L161 186ZM163 183V184H164ZM197 183V182H196ZM134 184V183H133ZM151 187L152 186H154V185H152L151 184V182H149L148 183ZM162 184V185H163ZM164 184V185H165ZM175 184H174V186H175ZM197 184V185H198ZM204 184H205V182L203 183V185H200V186H203L201 189H200V191L203 189H205L206 188V186H208V184L205 186V188H204ZM215 184H217V182L215 183ZM263 184H264V180H263ZM79 185V184H78ZM128 185V184H127ZM160 185V186H159ZM173 185V184H172ZM188 185H190V184H188ZM193 185H194V183H193ZM79 186H81V184L79 185ZM130 186V185H129ZM149 186V187H150ZM212 186H214L213 184H212ZM217 186V185H216ZM50 187V186H49ZM150 187V188H151ZM161 187H164V186H161ZM167 187V186H166ZM164 188V190L162 189H160L161 191V193H163V194H165L166 192H167V190H169L168 188ZM168 187H169V185H168ZM170 187H172L171 185H170ZM46 188V187H45ZM200 188V187H199ZM209 188V187H208ZM215 187H213V188H211L210 187V190L211 189H214ZM217 188V187H216ZM152 189H154L153 187H152ZM158 189V190H159ZM173 189V188H172ZM179 189V190H180ZM258 189V188H257ZM158 190H155V193H157L158 192V194H155V193H153V195L154 196H156V198L157 197H161L162 195L161 194H159L160 192L158 191ZM173 190H175V188L173 189ZM178 190V191H179ZM185 190V189H184ZM183 190V191H184ZM202 190V191H203ZM209 190V191H210ZM262 190V189H261ZM260 190V191H261ZM50 191H53L52 190V188H51V190ZM157 191V192H156ZM176 191V190H175ZM202 191H201V193H202ZM212 191V190H211ZM42 192V191H41ZM41 192H38L39 194L41 193ZM45 192H47V190L45 191ZM96 192V191H95ZM174 192V191H173ZM177 192V191H176ZM176 192H174V193H176ZM181 192H182V189H181ZM186 192V191H185ZM203 192H205V194H203V195H205V198H206V196H207V192H206V189L203 191ZM167 193H172L171 192V189H170V191H168ZM200 193V194H201ZM35 194H36V192H35ZM55 195H56V192L54 193ZM59 194V193H58ZM178 193H176V195H177ZM185 194V193H184ZM50 195V194H49ZM62 195V194H61ZM153 195L150 197V198H152L153 197ZM157 195H161V196H157ZM175 195V194H174ZM183 195V194H182ZM181 195V196H182ZM33 196H34V194H33ZM39 195H37V197H38ZM63 196V195H62ZM61 196V197H62ZM115 196H116V194H115ZM164 196V195H163ZM162 196V199H163V201L165 200V198ZM167 196H169V194L167 195ZM184 196V195H183ZM202 196V195H201ZM1 197V196H0ZM54 197V196H53ZM56 197V196H55ZM2 198V197H1ZM34 198V197H33ZM40 198V197H39ZM117 199H118V197H116ZM155 198V197H154ZM158 198V199H159ZM168 198V197H167ZM202 198V197H201ZM208 198V197H207ZM257 198H258V196H257ZM262 198V197H261ZM153 199V198H152ZM172 199V198H171ZM176 199V198H175ZM179 199V198H178ZM252 199H253V197H252ZM159 200H161V199H159ZM202 200H203V198H202ZM251 200V199H250ZM250 200H249V202H247V203H250ZM255 200V199H254ZM253 200V201H254ZM2 201H3V199H2ZM158 201V200H157ZM162 201V200H161ZM178 201V200H177ZM244 200H242V201H240V203L241 202H243ZM247 201V200H246ZM252 200H251V202H253ZM257 199H256V203H257ZM206 202V201H205ZM239 202V201H238ZM31 203H32V201H31ZM35 204H36V202H34ZM61 203V202H60ZM172 202L170 201V204H171ZM177 203V202H176ZM255 203V201H254V204H256ZM26 204V203H25ZM24 204V205H25ZM137 204V203H136ZM140 204H142V203H140ZM174 204V203H173ZM242 204V203H241ZM244 204V203H243ZM253 204V203H252ZM254 204H253V206H254ZM139 205V204H138ZM178 205V204H177ZM177 205H176V207H177ZM239 204H237V206H238ZM251 205V204H250ZM249 205V206H250ZM26 206V205H25ZM33 206V205H32ZM35 207H37L36 205H34ZM141 205H139L138 206V208L140 207ZM171 206H172V204H171ZM240 206V205H239ZM243 206V205H242ZM246 206V205H245ZM256 206V205H255ZM254 206V207H255ZM241 207V206H240ZM26 207H24V209H25ZM29 208V207H28ZM28 208H26L27 210H28ZM38 208V207H37ZM242 208H244V207H242ZM251 208V207H250ZM249 207L247 208V210L248 209H250ZM260 208V207H259ZM56 209H57V207H56ZM104 209V208H103ZM108 209V208H107ZM261 209V208H260ZM106 210V209H105ZM140 210H142V209H140ZM241 209L239 208V211H240ZM244 210V209H243ZM246 210V209H245ZM252 210V209H251ZM25 211V213H26V210H24ZM112 211H114L113 213H114V215H115V213H116V216L119 214L116 210H112ZM112 211L110 212V213H112ZM116 211V212H115ZM83 212V211H82ZM103 212H104V210H103ZM244 212V211H243ZM253 212V211H252ZM255 212V211H254ZM90 213V212H89ZM109 213V214H110ZM118 213V214H117ZM256 213V212H255ZM57 214V213H56ZM55 214V215H56ZM104 214V213H103ZM102 214V215H103ZM107 214V213H106ZM122 214V213H121ZM243 214V213H242ZM245 214H247V213H245ZM8 215V214H7ZM27 215V214H26ZM58 215V214H57ZM60 215V214H59ZM100 215V214H99ZM99 215H98V217H99ZM120 215V214H119ZM118 215V216H119ZM240 216H242L241 215V212H240V214H239ZM254 215V214H253ZM5 216V215H4ZM23 217H25V214L24 215H22ZM117 216V217H118ZM122 216H124V215H121V217ZM127 215H125L124 216V218L126 217ZM194 216V215H193ZM238 216V215H237ZM6 217V216H5ZM12 218V216H9V218ZM22 217V218H23ZM30 217V216H29ZM55 217H57V216H55ZM90 217H92V216H89L88 218H90ZM97 217V218H98ZM116 217V218H117ZM121 217H119L121 220H120V225H123V224H121V223H124L123 222V220H122V218ZM11 218H10V220L9 221H11ZM59 218H60V216H59ZM64 218V217H63ZM82 218V217H81ZM106 218V217H105ZM119 218H117V219H119ZM6 219V218H5ZM51 219V218H50ZM103 218H101V220H102ZM110 218H108V220H109ZM237 219H239L240 220V218H237ZM8 220V219H7ZM16 220V219H15ZM17 220H18V218H17ZM26 220L28 221V219L26 218ZM26 220H24V221H26ZM82 220H83V222H84V220H86V218H82ZM104 220L105 219H103V223H106L107 221H105L104 222ZM111 220V219H110ZM127 220V219H126ZM147 220V219H146ZM236 220V219H235ZM239 220H237L238 222H239ZM3 221H4V219H3ZM13 221H14V218H13ZM23 221V222H24ZM112 222H113V219L111 220ZM110 221V222H111ZM117 221H119V220H117ZM122 221V222H121ZM5 222V221H4ZM56 222V221H55ZM63 222V221H62ZM109 221L107 222V223H110ZM6 224H10V223H8L7 221L5 222ZM22 223V222H21ZM106 223V224H107ZM117 223V222H116ZM236 223V222H235ZM239 223H241V221L239 222ZM243 223V222H242ZM4 225L5 227L7 226V225ZM53 224V223H52ZM88 224L90 225V224H92V221H90V222H88ZM105 224V225H106ZM247 224H250L249 222L247 223ZM0 225H1V223H0ZM60 225V224H59ZM64 225V224H63ZM68 225V224H67ZM110 225V224H109ZM118 223H117V227H118ZM119 225V228L120 229H123V231H124V229H126L125 227L126 226H124V228H123V226L121 227ZM134 225V224H133ZM137 224L135 223V226H136ZM156 225H157V223H156ZM240 226H241V224H239ZM244 225V224H243ZM10 226V225H9ZM9 226H7L8 228L7 229H9ZM15 226V225H14ZM20 226V225H19ZM51 225H49V227H50ZM60 226H62V225H60ZM65 226V225H64ZM91 226V225H90ZM115 226V225H114ZM128 226V225H127ZM152 226H155V225H152ZM152 226H149V227H152ZM245 226V225H244ZM251 226V224L250 225H248V227H249V229L251 228L250 227ZM11 227V226H10ZM56 227H59L58 225L56 226ZM92 227H93V225H92ZM111 227V226H110ZM187 227V226H186ZM186 227H184V229L186 228ZM189 227V226H188ZM234 227H235V224H234ZM247 227V228H248ZM15 227H13V229H14ZM21 229H23L22 227H20ZM19 228V229H20ZM119 228H116V231H115V233H113V234H111V235H115V237H116V235H118L117 233H119V234H121L120 232H122V235H125V233H127V231H129L128 230V227H127V229H126V232H123V231H120V230H118L119 232H117V229H119ZM243 228V227H242ZM17 229H18V227H17ZM67 229V228H66ZM132 229L133 230H131V233H132V231H134V227L132 226ZM188 229V228H187ZM244 229H246L245 227H244ZM68 230V229H67ZM65 231V230H62V231H64V232H68V231ZM113 230V229H112ZM151 231H152V229H150ZM154 230V229H153ZM198 230V229H197ZM7 231V230H6ZM12 231H14V230H12ZM60 231V230H59ZM61 231V233H63ZM155 231V230H154ZM190 231H192V229H190ZM246 231V230H245ZM248 231V230H247ZM20 232V231H19ZM55 232H57V233H53V234H58L57 236H59V235H63V237H66V234L65 233H63V234H59L58 233V230H55ZM113 232V231H112ZM117 232V233H116ZM135 232V231H134ZM133 232V234H136V233H134ZM195 232V231H194ZM194 232L192 231V232H189L190 234L189 235H192L191 233H193V235H195L194 234ZM198 232H200V231H198ZM245 233L244 231H241V233ZM12 233V232H11ZM18 233V232H17ZM17 233H15V231H14V233L13 234H17ZM49 233V232H48ZM51 234H52V232H50ZM124 233V234H123ZM130 233V232H129ZM131 233H130V235H131ZM153 233V232H152ZM159 233H160V231H159ZM185 233V232H184ZM240 233V234H241ZM242 233V234H243ZM249 233H250V231H249ZM249 233H245L246 235H248ZM261 233H262V235H261V237H260V240L259 241H257L256 242V244L252 247L253 248V253H252V255H251V261H252V263L253 264H264V222H263V224H262V230H261ZM52 234V235H53ZM132 234V235H133ZM153 234H157V233H153ZM196 234L197 235H199V233H197L196 232ZM11 234H9V237L8 236H6L7 238H13V237H11L10 236ZM17 235H21V232H20V234H17ZM48 235V234H47ZM50 235V234H49ZM48 235V237L46 238V239H49V241L51 240L50 239V237L51 238H56V236L54 235V236H49ZM152 235V234H151ZM186 235V234H185ZM1 236V235H0ZM14 236V235H13ZM128 236V234H126L125 235V238ZM160 236V235H159ZM199 236H201V235H199ZM242 236V235H241ZM258 236H259V234H258ZM18 237V236H17ZM69 237V236H68ZM131 237V239H133L132 238V236H130ZM248 237V236H247ZM250 237V236H249ZM248 237V238H249ZM3 238H5V236H3ZM62 238V237H61ZM100 238V237H99ZM98 238V239H99ZM104 238H106V237H104ZM125 238H123V239H125ZM128 238V237H127ZM152 238V237H151ZM171 238V237H170ZM172 238H173V236H172ZM192 238V237H191ZM244 238H246V237H242V238H240L242 241H243V239ZM14 239V238H13ZM63 239H65V238H63ZM62 239V240H63ZM67 239V238H66ZM107 239V238H106ZM121 239H122V237H121ZM137 239H138V237H137ZM162 239V238H161ZM165 239V238H164ZM178 239V238H177ZM186 239V238H185ZM193 240L194 239H196V237H194V238H192ZM198 239V238H197ZM196 239V240H197ZM55 240V242L57 241L56 239H54ZM195 240V241H196ZM245 240V239H244ZM48 240H45V242H47ZM49 241H48V243H49ZM68 241V240H67ZM122 241V240H121ZM169 241H172L171 239H169ZM179 241H181V238H179V240H178V242ZM208 241V240H207ZM206 241V242H207ZM6 242H8V240L6 241ZM9 242H13V240L11 241V239L9 240ZM54 242V243H55ZM58 242H60L59 240H58ZM63 242V241H62ZM109 242V241H108ZM124 242V241H123ZM126 242V241H125ZM124 242V243H125ZM140 242H143V240L142 241H140ZM167 242V244H168V240L166 241ZM177 242V243H178ZM197 242H198V240H197ZM244 242H247V240H245ZM110 243V242H109ZM156 244V242H153V244ZM208 243V242H207ZM206 243V244H207ZM210 244H208L207 246H206V248H204L205 250V252L204 253H207L206 252V249H207V247H208V250L210 249V247H211V243L212 242H209ZM249 243H250V241H249ZM248 243V244H249ZM251 243H252V241H251ZM250 243V244H251ZM10 244V243H9ZM13 244H15V243H13ZM25 244V243H24ZM24 244H21V245H14V246H16L17 248H18V250H19V248H21L22 247V245H24ZM67 244V243H66ZM111 244V243H110ZM131 244H133V243H131ZM154 244V246H156ZM183 244V243H182ZM243 245L244 246V244H243V242L241 243L240 242V245ZM11 245V244H10ZM48 245V244H47ZM124 245V244H123ZM123 245H119V247H120V249H122L121 248V246L123 247V249H125L126 250V248L128 249L129 247H131V245H128L129 247H125V246H123ZM125 245H126V243H125ZM133 245H137V244H135V242H134V244ZM143 245V244H142ZM145 245V244H144ZM181 245V244H180ZM7 246V245H6ZM19 246H21V247H19ZM26 246V245H25ZM77 246V245H76ZM150 246V245H149ZM148 245H147V247H143V249H144V252H145V254H146V251H145V248L147 249L148 247H149ZM162 246V245H161ZM171 245H169V247H170ZM216 246V245H215ZM8 247V246H7ZM16 247H11V248H16ZM41 247V246H40ZM125 247V248H124ZM142 247V246H141ZM181 247V249H179V250H182L180 253V255H183V256H185V257H188L187 258V261H189V257L190 258H192L193 259V257H194V259H196L195 258V256L197 257V255H193V254H196L195 253V251L197 250V248L196 247H198V245L196 244V242H194V241H186V244L185 245H182V246H178V248H180ZM250 247V248H251ZM11 248H9V249H11ZM17 248L15 249L16 250V252L14 251V253L17 255V252H19V251H17ZM27 248H29V247H25V249L23 250V253L25 254V251L27 250V252L29 251V252H31V249H27ZM75 248V246H73V249ZM78 248H81V247H78ZM133 248V247H132ZM135 248V247H134ZM137 248V247H136ZM149 248H151V247H149ZM171 248V247H170ZM169 248V249H170ZM215 248V247H214ZM247 248V247H246ZM48 249V248H47ZM76 249H77V247H76ZM75 249V250H76ZM131 249V248H130ZM22 250V249H21ZM34 250H35V247H34ZM33 250V251H34ZM59 250V249H58ZM58 250H56L57 252V254H58ZM77 250H79V249H77ZM149 250V249H148ZM179 250H178V252H179ZM207 250V251H208ZM236 250V249H235ZM246 250V249H245ZM11 251V250H10ZM32 251V252H33ZM47 252H48V250H46ZM46 251L43 253V254H45L44 255V257L46 256L47 257V255L48 254H50L51 253V251L49 250V253L46 255ZM127 251V250H126ZM128 251H130V250H128ZM132 251V250H131ZM203 251V250H202ZM214 251V250H213ZM242 251H243V248H242ZM247 251V250H246ZM21 252V254L20 253H18L19 255H21L20 257H18V261H19V258L21 259L22 258V261L24 260V259H26L27 257L26 256H24L23 255V253H22V251H20ZM71 252V251H70ZM143 252V253H144ZM161 252V251H160ZM159 252V253H160ZM164 251H162V253H163ZM182 252H184V254L182 253ZM216 252V251H215ZM214 252V253H215ZM55 252H54V254L55 255H57ZM73 253V252H72ZM81 253V252H80ZM87 251L85 252V257L86 256H88L87 254ZM149 253V252H148ZM161 253V254H162ZM208 253H211V257H212V252H209L208 251ZM217 253V252H216ZM27 254V253H26ZM74 254H75V256H74ZM73 254V256H71V257H73V258H75V261H77V263H78V261L79 262H81L79 259H77V257L79 256V253L76 255V252ZM125 252L124 253H120V257H118V259H119V262H118V264L119 263H121L122 261H124V259L127 257H125ZM137 254V253H136ZM154 254H155V252H154ZM170 254V253H169ZM234 254V253H233ZM14 255V254H13ZM63 255V254H62ZM67 255V254H66ZM124 255V257L122 258V256ZM144 255V254H143ZM149 255V254H148ZM153 255V254H152ZM160 255V254H159ZM171 255V254H170ZM219 255V254H218ZM18 256V255H17ZM23 256L24 257H26V258H23ZM54 256V255H53ZM64 256V255H63ZM62 256V257H63ZM68 256V255H67ZM66 256V258H68ZM77 256V257H76ZM83 256H84V254H83ZM132 256H134L135 258H137L136 257V255L134 254V251H133V255ZM140 256V255H139ZM154 256V255H153ZM162 256V255H161ZM216 256V255H215ZM30 257V256H29ZM28 257V258H29ZM50 257V255H48V257L47 258H49ZM59 258H60V256H58ZM62 257L60 258V259H62ZM65 257V256H64ZM63 257V258H64ZM81 257H82V255H81ZM117 257V256H116ZM129 257V256H128ZM155 257H158V256H155ZM211 257H209L208 256V259L210 258L211 259ZM217 257H219V258H221V256L219 255V256H217ZM87 258V257H86ZM85 258V259H86ZM90 258V257H89ZM89 258H87V261H88V259ZM92 258V257H91ZM91 258H90V260H91ZM94 258V257H93ZM129 258H133V257H129ZM31 259V260H30ZM30 259H28V260H30V263H29V261H27V259L25 260V261H27V262H25V263H29V264H33L32 263V258H30ZM71 259V258H70ZM77 259V260H76ZM117 259V260H118ZM120 259H122V261L120 262ZM198 259V258H197ZM206 259V258H205ZM208 259H206V260H208ZM213 259V258H212ZM15 260V259H14ZM48 260V262L49 261H51L50 260V258L49 259H47ZM63 260V259H62ZM73 260V259H72ZM93 260H95V259H93ZM126 260V262L128 263V261L127 260H129V259H125ZM139 260V259H138ZM141 260V259H140ZM222 260V259H221ZM64 261V260H63ZM66 261H67V259H66ZM66 261H64V262H66ZM71 260H69V262H70ZM86 260H84L83 262L84 263H86L85 262ZM115 261V260H114ZM184 261H185V258H184ZM12 262V261H11ZM125 262V261H124ZM126 262L124 263V264H126ZM129 262L131 263V264H133V261H132V259L131 260H129ZM190 262V261H189ZM201 262H202V260H201ZM200 262V260H199V263H201ZM24 262H22V264H25ZM37 263H39V262H37ZM41 263H43V262H41ZM67 263H68V261H67ZM71 263H72V261H71ZM70 263V264H71ZM88 263V262H87ZM104 263V262H103ZM110 263H111V261H110ZM129 263V264H130ZM174 263V262H173ZM194 263L195 264H199L198 262H195V260H194ZM12 264V263H11ZM35 264V263H34ZM46 264H48V263H46ZM50 264V263H49ZM115 264V263H114ZM121 264H123V262L121 263ZM183 264H186V263H183ZM204 264V263H203ZM211 264V263H210Z\"/></svg>",
  "mask_w": 264,
  "mask_h": 264
}]
</instances>
